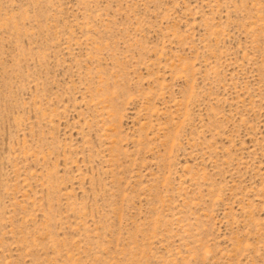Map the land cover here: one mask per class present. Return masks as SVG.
<instances>
[{
    "label": "rangeland",
    "instance_id": "rangeland-1",
    "mask_svg": "<svg viewBox=\"0 0 264 264\" xmlns=\"http://www.w3.org/2000/svg\"><path fill=\"white\" fill-rule=\"evenodd\" d=\"M0 264H264V0H0Z\"/></svg>",
    "mask_w": 264,
    "mask_h": 264
}]
</instances>
